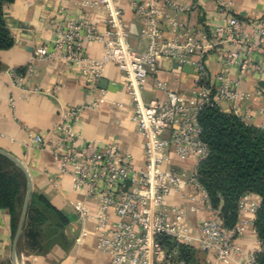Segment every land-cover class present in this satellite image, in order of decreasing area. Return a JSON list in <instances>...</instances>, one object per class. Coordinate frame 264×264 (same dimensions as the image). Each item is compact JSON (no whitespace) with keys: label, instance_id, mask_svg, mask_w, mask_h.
<instances>
[{"label":"built area","instance_id":"2783aa9c","mask_svg":"<svg viewBox=\"0 0 264 264\" xmlns=\"http://www.w3.org/2000/svg\"><path fill=\"white\" fill-rule=\"evenodd\" d=\"M84 1L107 12V28L101 29L85 15L74 18L66 8L61 9L52 20L55 36L51 45L36 46L32 58L63 59L76 66L91 93L103 90L99 83L104 70L115 64L126 78L133 119L145 139L146 161L145 167L139 169L133 154L116 144L83 139L75 129L81 113L76 106L62 114L54 128L55 137H35L40 147L49 150L59 162L60 176H71L74 189L84 191V203L75 206L82 223L77 242L81 243L90 233L87 223L93 220L98 246L108 256V264H184L175 257L177 250H167L157 241L161 234L214 253L219 264H230L239 249L237 238L246 231L248 222L239 217L233 228H226L220 211L212 207L200 182L199 167L210 150L202 138L198 115L203 107L220 106L223 102H230L232 109H237L238 102L245 98L239 80L220 74L218 84L214 82L206 61L210 52L219 53L229 67L237 65L243 72L251 68L264 76V16L242 19L222 2L218 7L222 20L208 31H188L184 40L180 34L166 39L158 20L162 12L160 0H147L137 9L149 45L138 52L131 44V30L125 26L117 0ZM172 21L177 27L178 22ZM89 44H100L102 56H90ZM163 57L171 58L180 67L196 69V87L191 96L170 90L159 77V59ZM34 70L32 64L24 73L12 70L14 84L25 85ZM150 75L158 89L167 91L166 100H144L143 89ZM103 96L94 104H101ZM174 158L193 159V165L189 170L179 169L173 164ZM173 193L193 202L194 210L202 206L210 210L211 215L200 222L198 236L186 225L187 209L181 204L168 206L167 197ZM250 195L239 202L240 216L257 212L261 205L251 201ZM90 200L97 203V213L86 208ZM164 250L166 253L162 254ZM256 254L249 256L245 264H257Z\"/></svg>","mask_w":264,"mask_h":264},{"label":"crops","instance_id":"0c3cea01","mask_svg":"<svg viewBox=\"0 0 264 264\" xmlns=\"http://www.w3.org/2000/svg\"><path fill=\"white\" fill-rule=\"evenodd\" d=\"M146 1L117 0L123 11L125 26L131 30V44L138 52L145 51L149 45V39L143 34L145 24L137 9L140 3ZM222 2L229 4L232 12L242 19L256 20L264 16V0H160L158 5L162 12L158 20L165 38L173 39L180 34L181 40H184L188 31H208L222 20V14L218 11ZM64 8L74 18L85 15L97 22L101 29L107 28V12L97 5L86 4L84 0H14L5 9L15 43L9 49H0V148L26 165L32 177V194L45 196L69 219L64 228H58L51 211L39 201H30L18 246L20 264H108V256L98 246L93 220L87 223L90 233L81 243L76 240L82 223L75 206L84 203V191L74 189L71 176H60L59 162L35 139L38 135L46 139L55 137L54 128L69 107L81 108L75 129L83 139L114 143L133 154L137 168L145 167V139L133 119L134 108L126 78L115 64H109L104 70L101 80H107V87H102L100 81L99 86L103 90L91 93L76 66L63 59L33 60L36 46L51 45L55 36L52 20ZM172 19L178 22L177 27ZM87 53L99 58L103 54V47L89 44ZM206 61L216 84L220 74H227L239 80L240 91L245 94V98L238 102L237 109H232L230 102H223L220 105L222 110L235 112L248 123L264 127V76L251 68L243 72L237 65L229 67L216 51L210 52ZM30 64L35 68L33 76L25 85L16 86L11 71L24 73ZM176 64L168 57L160 58L158 75L168 83L170 90L191 96L196 87L197 71L190 66L193 69L190 72L184 69L185 66L176 67ZM101 96L102 103L94 104ZM143 97L146 102L164 101L167 91L158 89L154 76L150 75L143 89ZM173 164L179 169L189 170L193 159L184 161L174 158ZM250 199L261 204V197L257 194H251ZM167 204H181L187 209L186 225L192 227L196 236L200 233L201 220L211 215L205 206L194 210L193 202L179 193L169 195ZM86 208L91 212L99 211L95 200L86 202ZM255 217L256 211H248L240 216L248 225L237 238L239 249L234 252L230 264H245L249 256L261 250L262 244L254 225ZM47 228L52 229L51 234ZM16 229L11 209L0 206V264H14L12 251ZM202 255L204 263L219 264L214 253L202 251Z\"/></svg>","mask_w":264,"mask_h":264},{"label":"trees","instance_id":"16d2710c","mask_svg":"<svg viewBox=\"0 0 264 264\" xmlns=\"http://www.w3.org/2000/svg\"><path fill=\"white\" fill-rule=\"evenodd\" d=\"M12 2L14 0H0V49H9L15 43L5 16L6 7ZM198 121L202 138L210 150L200 164L199 179L212 207L220 211L224 226L233 228L239 221V202L243 196L257 194L261 197L254 223L262 244L256 254V263L264 264V127L252 125L242 116L226 112L218 105L203 107ZM27 186L24 172L0 154V206L11 209L15 228L22 189L25 188L26 195ZM35 201L41 202L54 214V223L58 228H64L69 223V219L45 196L33 193L31 202ZM157 241L167 250H177V256L184 264H206L199 260L194 246L178 242L166 234L159 235Z\"/></svg>","mask_w":264,"mask_h":264},{"label":"water","instance_id":"95a60500","mask_svg":"<svg viewBox=\"0 0 264 264\" xmlns=\"http://www.w3.org/2000/svg\"><path fill=\"white\" fill-rule=\"evenodd\" d=\"M168 59L172 60L171 58H168ZM176 67H180V66L178 64H176ZM184 69L187 71H190V72L193 71V69L190 66H185ZM101 83H102L101 84L102 87H107L108 82L106 79L101 80ZM0 154L4 155L8 159H10L24 172L26 179H27V184H28L27 192H26L25 199H24L23 206H22V210H21V213H20V216L18 219V225H17V229H16V234H15L14 244H13V251H12L14 264H20L19 258H18V246H19V242H20L23 230H24L26 217H27V213H28V209H29V205H30V201H31V197H32L33 182H32V177L30 175L28 168L18 157L11 154L10 152L4 150L3 148H0Z\"/></svg>","mask_w":264,"mask_h":264},{"label":"rangeland","instance_id":"374dc122","mask_svg":"<svg viewBox=\"0 0 264 264\" xmlns=\"http://www.w3.org/2000/svg\"><path fill=\"white\" fill-rule=\"evenodd\" d=\"M22 194H23V196H22V200H21V203H20V205H19V207H18V214H20L21 213V210H22V206H23V202H24V199H25V188H23L22 189ZM20 216V215H19ZM48 229V228H47ZM50 230H52V229H50ZM49 229H48V233L50 232V234L52 233V231H50ZM196 248V250H197V256H198V258H199V260L201 261V262H204L203 260H204V256L202 255V249H200V248H197V247H195ZM202 250V251H201ZM166 253V250H164V252L162 253V254H165ZM175 257L177 258L178 256L177 255H175ZM18 258H19V255H18Z\"/></svg>","mask_w":264,"mask_h":264}]
</instances>
